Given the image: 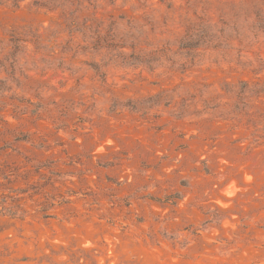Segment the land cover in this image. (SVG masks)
Returning <instances> with one entry per match:
<instances>
[{
    "label": "rangeland",
    "instance_id": "obj_1",
    "mask_svg": "<svg viewBox=\"0 0 264 264\" xmlns=\"http://www.w3.org/2000/svg\"><path fill=\"white\" fill-rule=\"evenodd\" d=\"M0 264H264V0H0Z\"/></svg>",
    "mask_w": 264,
    "mask_h": 264
}]
</instances>
